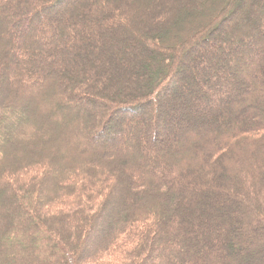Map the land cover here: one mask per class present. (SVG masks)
<instances>
[{
  "label": "trees",
  "instance_id": "trees-1",
  "mask_svg": "<svg viewBox=\"0 0 264 264\" xmlns=\"http://www.w3.org/2000/svg\"><path fill=\"white\" fill-rule=\"evenodd\" d=\"M259 3L0 0V264H264ZM216 31L227 57L184 71Z\"/></svg>",
  "mask_w": 264,
  "mask_h": 264
},
{
  "label": "rangeland",
  "instance_id": "rangeland-1",
  "mask_svg": "<svg viewBox=\"0 0 264 264\" xmlns=\"http://www.w3.org/2000/svg\"><path fill=\"white\" fill-rule=\"evenodd\" d=\"M45 1H43L44 3ZM44 5H46L44 3ZM259 8L261 10H258L260 12H258L259 14H263L264 12V9H262V7L260 6V3H259ZM60 9V8H59ZM59 10L58 9H50V8H44L42 7L41 10H37V13L36 14H33L36 16L37 21H42L41 18L42 16L43 17H47V16H53L56 12H58ZM60 12V11H59ZM34 13V12H33ZM252 15L254 16V13H252ZM12 19V18H11ZM21 19V18H19ZM9 20V19H8ZM12 22H13V19H12ZM10 21V24L12 23ZM228 26V25H227ZM239 24L237 25V29H244V28H241L238 27ZM14 28L16 30V32L18 33L19 32V28L15 26H12L11 29ZM222 30V29H221ZM8 32H10V29L8 30ZM220 31H216L214 32L209 38H210V41H213L214 37L219 33ZM234 32V31H233ZM11 34V33H10ZM14 35V33H13ZM226 42V40H225ZM224 40L222 38L220 39H217L216 41H213L212 43L215 45V47L213 48L215 50V53L214 55H212V57H215L218 54V59L217 61L213 62L211 59L212 57L208 60L204 57V55L202 54V50L204 51L205 49L207 48H211V46L209 47L208 43H203L201 44L200 46H198V48L195 50V49H192L191 51H187V52H181L179 55H181V57L183 56V61L185 63V66L183 68L184 71H187V73L190 71H195V68L197 70V66L198 67H204L206 68L205 66H214L216 67V63H220L223 62L224 58L227 57L222 51H220L219 47L217 48V45H224L225 44ZM231 47V46H230ZM232 48V47H231ZM186 53V54H185ZM190 58V60H188ZM188 62V65L186 66V63ZM221 64V63H220ZM218 65V64H217ZM213 67V70H215V68ZM194 68V69H193ZM194 73V72H192ZM211 73V72H209ZM195 74V73H194ZM186 75V74H184ZM187 76V75H186ZM185 76V77H186ZM184 77V80L185 82L187 83L186 85L190 86L191 89H194L195 87V84L196 83H193V76L192 78L190 79V82L187 81V78ZM177 97H175L176 99ZM181 99V98H180ZM171 99L167 98L166 101L167 103H165V101H161L164 104V106L160 107L159 105H157L156 109L151 111L152 109L149 108V110L146 109V111H149V113H146L148 116H147V120L152 122V116L154 115L155 116V120H157V122H159L160 124V128H161V133L159 135H161V138L165 139L167 136H170L172 135L174 129H181L184 127L185 124H189V122H187V119L186 118V114L184 115V110H183V106H189L191 104V102L188 100V99H185V102L183 100H177V102L174 103L172 102V100L170 101ZM186 104V105H185ZM93 107V105H92ZM96 109H94L95 111ZM116 121V120H115ZM117 124L120 125L121 121L118 122V120L116 121ZM122 125V124H121ZM140 130V129H139ZM123 132L119 130H117L115 132L116 136L113 135V136H109L107 133L103 134V135H99L96 137V142H99V145H104L105 143L107 142H114L117 140V136L121 135ZM163 139H161V141H163ZM163 143V142H162ZM219 213L222 212L221 209H219L218 211ZM212 214H215L217 213L216 211H212L211 212ZM203 211L199 209H193L191 212H190V215H189V219L190 220H194V219H197V218H203ZM230 215V214H228ZM226 219H225V222L226 223ZM238 221V220H237ZM232 222V221H231ZM230 223V222H229ZM102 225L101 224H98V222L95 224L94 228L95 231L98 230V228H100ZM96 232H94L93 234L95 235ZM92 234H90V237L88 238V240L90 242H93L94 241V238L93 236H91Z\"/></svg>",
  "mask_w": 264,
  "mask_h": 264
},
{
  "label": "bare ground",
  "instance_id": "bare-ground-1",
  "mask_svg": "<svg viewBox=\"0 0 264 264\" xmlns=\"http://www.w3.org/2000/svg\"><path fill=\"white\" fill-rule=\"evenodd\" d=\"M62 2H63V0H62ZM191 51V50H190Z\"/></svg>",
  "mask_w": 264,
  "mask_h": 264
}]
</instances>
